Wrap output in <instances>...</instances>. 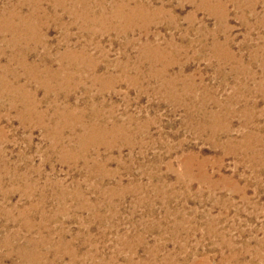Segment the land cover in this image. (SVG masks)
<instances>
[{"label": "rangeland", "instance_id": "374dc122", "mask_svg": "<svg viewBox=\"0 0 264 264\" xmlns=\"http://www.w3.org/2000/svg\"><path fill=\"white\" fill-rule=\"evenodd\" d=\"M0 25V264H264V0Z\"/></svg>", "mask_w": 264, "mask_h": 264}, {"label": "bare ground", "instance_id": "6f19581e", "mask_svg": "<svg viewBox=\"0 0 264 264\" xmlns=\"http://www.w3.org/2000/svg\"><path fill=\"white\" fill-rule=\"evenodd\" d=\"M6 25V24H5ZM1 26V25H0ZM3 26V25H2ZM21 63V62H20Z\"/></svg>", "mask_w": 264, "mask_h": 264}]
</instances>
